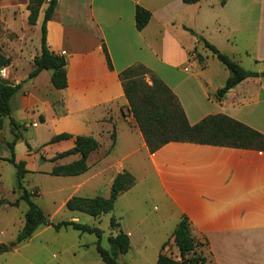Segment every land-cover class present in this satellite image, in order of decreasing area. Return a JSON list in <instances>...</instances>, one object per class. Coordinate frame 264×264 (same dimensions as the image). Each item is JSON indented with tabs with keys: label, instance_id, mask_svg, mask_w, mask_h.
Wrapping results in <instances>:
<instances>
[{
	"label": "crops",
	"instance_id": "1",
	"mask_svg": "<svg viewBox=\"0 0 264 264\" xmlns=\"http://www.w3.org/2000/svg\"><path fill=\"white\" fill-rule=\"evenodd\" d=\"M29 1L0 0V53L10 60L1 75L20 85L10 100V117L20 125L12 151L16 162L25 163L24 188L36 191L34 200L44 203L39 205L44 213L49 211L51 220L62 213L69 217L67 221L76 222L86 214L68 211V199L108 198L115 176L128 173L134 184L116 202L147 185V197L158 204L152 207L154 214L148 215L142 210L130 212L129 206L136 203L127 200L118 219L127 217L128 223L118 225L129 238V250L133 248L131 231L142 228L159 239L154 246L156 263L161 245L186 216L196 240L207 242L206 252L205 247L199 248L208 255L206 264H264V152L171 142L150 153L128 113L118 78L119 72L141 64L176 96L190 125L221 114L264 136V77L243 80L217 101L215 94L229 72L187 31L241 67L245 60L246 71L264 73V0H200L195 4L182 0H57L46 23V45L66 61L67 86L61 90L53 88L50 70L28 79L40 52L48 0L34 25L28 23ZM136 6L151 14L141 31L135 28ZM63 133L90 136L99 143L87 159L88 170L81 175H50L54 166L79 159V155H69L52 161L74 147L73 138L49 143ZM12 140L6 119L0 130L3 163H8L7 144ZM39 159L40 166H34ZM28 176L30 186L24 185ZM43 182L45 188L40 186ZM168 248L173 258L178 257L172 241L165 251Z\"/></svg>",
	"mask_w": 264,
	"mask_h": 264
},
{
	"label": "trees",
	"instance_id": "2",
	"mask_svg": "<svg viewBox=\"0 0 264 264\" xmlns=\"http://www.w3.org/2000/svg\"><path fill=\"white\" fill-rule=\"evenodd\" d=\"M47 0H30L27 5L28 23H36L39 10ZM185 4H195L200 0H182ZM57 0H48L41 25L40 52L33 59V69L28 74V79L36 77L43 70L51 71V84L56 90L67 86L66 61L64 56L57 55L49 50L46 45V23L51 19ZM151 14L142 7H135V28L141 31L149 22ZM187 31L196 38L197 42L207 49L229 72L225 85L215 94V99L221 101L225 94L248 78L264 77V73L258 74L244 70L237 62L221 53L204 38L193 31ZM105 60L109 69L112 65L108 53L103 46ZM10 64V60L0 53V70ZM124 96L127 100V109L141 132L144 142L150 153H154L164 145L177 143H191L214 147L254 150L264 152V136L258 131L235 121L225 115H212L203 118L195 125H190L186 116L171 90L148 68L141 64H134L118 73ZM20 85L4 86L0 84V130L4 121L9 120L10 131L13 140L7 144L10 157L6 159L16 169V190L18 197L8 206H16L20 201L27 205L24 214V222L16 236V244L23 243L32 238L39 228L52 227L56 231L63 227H71L81 234H93L96 237V252L104 264H123L118 262L120 255L126 254L130 248L128 236L118 227V223L111 218V231L115 232L107 237L109 249L101 246L102 231L96 227L71 221H60L53 224L47 218L44 211L34 202L36 191H29L23 186V178L26 173L23 161L16 162L12 151L13 145L19 139L17 130L20 125L11 119L10 100ZM74 139V147L57 154L52 161L69 155H79V159L66 165L54 166L50 175L53 176H78L88 170L87 159L89 155L99 148V143L90 136H71L60 134L51 138L49 143H55L66 139ZM114 140V135L112 134ZM134 184L133 177L128 173H118L111 185L108 198L96 196L91 199L73 196L67 200L65 208L70 212H80L90 217H100L113 210L118 196L128 191ZM0 200V204H3ZM172 241L178 251V257L173 258L167 254L165 248ZM207 248V242L196 240L191 231L189 220L182 216L172 231L169 239L165 241L156 258L155 264H206L208 255L199 248ZM4 246L0 244V253ZM210 264H214L210 261Z\"/></svg>",
	"mask_w": 264,
	"mask_h": 264
},
{
	"label": "rangeland",
	"instance_id": "3",
	"mask_svg": "<svg viewBox=\"0 0 264 264\" xmlns=\"http://www.w3.org/2000/svg\"><path fill=\"white\" fill-rule=\"evenodd\" d=\"M246 64V61L243 60L242 67L244 70H248ZM41 161V159L34 161V166H40ZM47 165H44L43 168H47ZM30 184L31 180L28 176L24 185L30 186ZM45 185L46 183L43 182L40 186L45 188ZM16 186V169L11 164L0 161V200L4 202L0 204V244L4 246L0 253V264H104L96 252L95 243L97 239L95 235L81 234L71 227H63L58 231L52 227L39 228L31 239L16 244V236L23 225L24 214L27 210V205L22 201L16 206H6L7 203H13L17 199ZM146 189H148L147 185H141L136 190L122 196L108 214L96 218L83 215L76 222L101 230V246L108 250L107 237L111 233H115L111 231L110 219L115 216V219H113L117 220L121 227L126 226L128 223L127 217L122 220L118 219V215L128 206V199L136 203V206H129L132 209L130 212L137 213L142 210L144 214H154L152 207L157 208L158 204L153 198L147 197ZM34 202L37 205L44 206V203H40V200L35 199ZM49 213L48 211L46 215L51 220ZM68 218L59 213L52 217L51 222L56 224L60 221H67ZM144 227L148 229L149 224L145 223ZM131 232L133 234L131 237L133 248L126 254L120 255L118 262L123 264H155L153 261L154 246L159 239L150 232L143 231L142 228L137 229L136 227ZM203 250L206 252V248ZM170 253L171 250L168 248L167 254Z\"/></svg>",
	"mask_w": 264,
	"mask_h": 264
},
{
	"label": "water",
	"instance_id": "4",
	"mask_svg": "<svg viewBox=\"0 0 264 264\" xmlns=\"http://www.w3.org/2000/svg\"><path fill=\"white\" fill-rule=\"evenodd\" d=\"M0 84L4 86H13V83L8 81L7 79L3 78L1 75V70H0Z\"/></svg>",
	"mask_w": 264,
	"mask_h": 264
}]
</instances>
